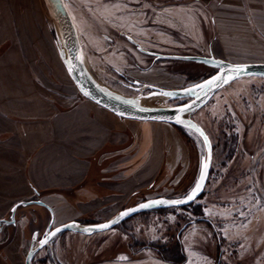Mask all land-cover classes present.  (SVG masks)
I'll return each mask as SVG.
<instances>
[{"label": "rangeland", "instance_id": "obj_1", "mask_svg": "<svg viewBox=\"0 0 264 264\" xmlns=\"http://www.w3.org/2000/svg\"><path fill=\"white\" fill-rule=\"evenodd\" d=\"M191 2L65 0L88 70L99 83L126 96L144 95L153 87L183 89L214 72L199 63L143 53L207 56L212 31L202 12L195 13L193 30L174 26V5ZM44 11L57 61L46 78L49 86L63 97H82L58 57L45 6ZM132 81L140 84L138 91L123 85ZM147 100L173 106L188 98ZM188 116L212 144L211 167L201 196L188 207L141 212L89 236L61 232L34 254L31 264H264V77L232 81ZM176 130L187 151L182 167L174 170V138H165L164 167L154 180L128 196L116 194L115 200H127L122 205L75 221L96 224L152 197H185L197 180L205 150L197 134L183 127ZM166 160L170 167H165ZM196 209L201 215L193 214ZM173 250L177 261L166 255Z\"/></svg>", "mask_w": 264, "mask_h": 264}, {"label": "crops", "instance_id": "obj_2", "mask_svg": "<svg viewBox=\"0 0 264 264\" xmlns=\"http://www.w3.org/2000/svg\"><path fill=\"white\" fill-rule=\"evenodd\" d=\"M197 12L212 31L207 56L264 63V0L174 5V26L193 30ZM54 66L42 0H0V220L15 204L35 200L58 225L120 206L127 200L116 194L128 196L160 173L168 137L174 170L187 158L168 123L120 118L84 97L52 91L46 78ZM49 218L42 205L17 206L14 224L0 229V264H23Z\"/></svg>", "mask_w": 264, "mask_h": 264}, {"label": "water", "instance_id": "obj_3", "mask_svg": "<svg viewBox=\"0 0 264 264\" xmlns=\"http://www.w3.org/2000/svg\"><path fill=\"white\" fill-rule=\"evenodd\" d=\"M42 2L51 19L58 57L69 78L82 97L120 118L137 121L164 122L173 126H180L189 129L201 139L205 150V157L201 164L197 180L185 197L171 199L157 197L146 199L118 211L108 220L96 224L86 225L80 224L76 221H68L51 228L52 213L50 208L43 202L35 200L15 204L11 208L8 218L0 220V229L5 225L14 224V212L19 205L23 206L34 203L44 206L50 212V220L41 237L37 239L36 234H34L31 238L23 264H31L34 254L44 247L52 237L61 232L70 231L89 236L94 233L111 229L123 220L141 212L179 208L193 203L201 195L206 184L211 165L212 146L205 131L194 120H192L188 114L203 107L215 92L234 80L251 76L264 77V63L235 64L215 58L211 55L202 56L154 53L155 58L196 62L214 69L215 72L207 78L183 89H163L153 87L151 92L144 95L141 93L135 96L120 94L96 81L88 70L84 60V53L79 36L67 10L65 0H42ZM155 96H164L166 98H188V100L173 106L150 107L141 105L140 100H147ZM198 185L199 189L197 190ZM194 191H196V195L193 199L189 200L188 197ZM175 201L184 202L174 203ZM141 205L150 206L141 207ZM132 209H135V211H130ZM124 212H128L129 214L121 217V213ZM113 221L116 222L112 223ZM105 224H109V227L102 228L101 226Z\"/></svg>", "mask_w": 264, "mask_h": 264}, {"label": "bare ground", "instance_id": "obj_4", "mask_svg": "<svg viewBox=\"0 0 264 264\" xmlns=\"http://www.w3.org/2000/svg\"><path fill=\"white\" fill-rule=\"evenodd\" d=\"M66 7H67V5H66ZM67 10H68V7H67ZM69 12V11H68ZM69 15H70V13H69ZM71 17V16H70ZM72 19V18H71ZM73 21V20H72ZM74 23V22H73ZM75 25V24H74ZM76 27V26H75ZM77 30V29H76ZM77 33H78V31H77ZM196 63V62H195ZM230 63H256V62H230ZM90 71V70H89ZM91 73V75L94 77V79L96 80V81H98L97 79H96V77L92 74V72H90ZM152 84V83H151ZM153 85H155V84H153ZM165 89H179V88H165ZM154 101H148V100H140V103H141V105H145V106H164V105H155V103H153ZM171 125V124H170ZM172 126V125H171ZM202 194V193H201ZM201 196V195H200ZM152 198H156V197H152ZM49 220H50V218H49ZM51 228H53V226H51Z\"/></svg>", "mask_w": 264, "mask_h": 264}, {"label": "flooded vegetation", "instance_id": "obj_5", "mask_svg": "<svg viewBox=\"0 0 264 264\" xmlns=\"http://www.w3.org/2000/svg\"><path fill=\"white\" fill-rule=\"evenodd\" d=\"M143 53H144V54H146V53H147V54H150V55H152V56L155 58L153 52L148 53V52H146V51H145V52L143 51ZM214 72H215V70H214ZM214 72H213V73H214ZM213 73H212V74H213ZM210 75H211V74H210ZM123 85H124L125 87H127V88L133 90V91H138L139 88H141V87H140V84L138 83V81H137V82H136V81L128 82L127 84H123ZM206 135H207V134H206ZM207 136H208V135H207ZM208 138H209V137H208ZM209 140H210V139H209ZM210 143H211V142H210ZM211 146H212V144H211ZM211 162H212V158H211ZM210 167H211V165H210ZM208 176H209V173H208ZM207 179H208V177H207ZM206 181H207V180H206ZM205 221H206L207 223H209L208 220L205 219ZM209 224H210V223H209ZM41 235H42V234H41ZM41 235H40L39 237H41Z\"/></svg>", "mask_w": 264, "mask_h": 264}, {"label": "snow or ice", "instance_id": "obj_6", "mask_svg": "<svg viewBox=\"0 0 264 264\" xmlns=\"http://www.w3.org/2000/svg\"><path fill=\"white\" fill-rule=\"evenodd\" d=\"M227 82V81H226ZM211 83V82H210ZM199 189V185L197 186V190ZM196 195V191H194L189 197L188 199L191 200L193 199V197ZM184 201H175L174 203H182ZM150 205H141V207H149ZM130 211H135V209H132ZM129 213L128 212H124V213H121V217L123 216H127ZM116 221H113L112 223H115ZM102 228H108L109 227V224H105V225H102L101 226ZM59 231V230H58ZM87 231V230H86ZM121 259H124L123 257Z\"/></svg>", "mask_w": 264, "mask_h": 264}, {"label": "trees", "instance_id": "obj_7", "mask_svg": "<svg viewBox=\"0 0 264 264\" xmlns=\"http://www.w3.org/2000/svg\"><path fill=\"white\" fill-rule=\"evenodd\" d=\"M176 129H179L180 130V127H177V126H174ZM186 207H188V206H186ZM159 211V210H158ZM193 214L194 215H196V216H199V215H201V210L200 209H196L195 211H193ZM176 250H173V252L171 253L170 251H167V254L166 255H168L169 254V256H170V258L173 260V258L177 261L178 259H177V255H175V256H172V254L173 253H175L176 254V252H175ZM177 252L179 253H181V249L179 248L178 249V247H177ZM182 254V253H181Z\"/></svg>", "mask_w": 264, "mask_h": 264}]
</instances>
